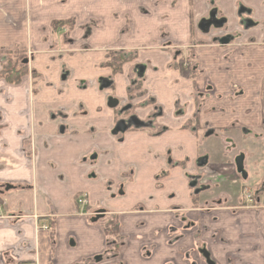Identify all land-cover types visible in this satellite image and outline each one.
Returning a JSON list of instances; mask_svg holds the SVG:
<instances>
[{
	"label": "crops",
	"instance_id": "0c3cea01",
	"mask_svg": "<svg viewBox=\"0 0 264 264\" xmlns=\"http://www.w3.org/2000/svg\"><path fill=\"white\" fill-rule=\"evenodd\" d=\"M72 16L56 41L52 23ZM116 50L134 56L117 73ZM2 51L27 54L29 70L0 77V264H192L188 250L197 264H264V169L245 178L205 135L250 133L238 145L260 157L264 0H0ZM134 78V112L152 125L116 131L111 100Z\"/></svg>",
	"mask_w": 264,
	"mask_h": 264
},
{
	"label": "flooded vegetation",
	"instance_id": "af4514ba",
	"mask_svg": "<svg viewBox=\"0 0 264 264\" xmlns=\"http://www.w3.org/2000/svg\"><path fill=\"white\" fill-rule=\"evenodd\" d=\"M122 52H125V55H128V56L126 58H124V60H122V59L118 60L117 59L118 55H121V57L124 56V55H122ZM110 55H112L113 57H110V61H109L110 63L108 62L107 64L113 68V71H114V67L118 66V71L117 72L121 71L122 65L126 61H129V60L133 59V57H134L133 56V50H130L129 52L120 51V50L111 51ZM27 61H28V64H29V58H27ZM182 65H183V69L182 70L184 71V73L190 75L191 71H192L193 64H192V62L190 61V59L188 57H186V58H184L182 60ZM28 70H29V67H28ZM117 72H115V73H117ZM31 74H32V72H31ZM62 75H63V77L69 76L68 72L66 70H64ZM135 81H136V84H134ZM106 85H108V84H106ZM140 86H141V84H140L139 78H137L136 80H134V79L129 80L128 86H127V88H128V97H127V99L125 101H119V99L113 98L111 100V103L114 100H116V102H117L116 105H113V104L110 103V105H112V106H115V107L118 106L119 107V114L124 116L122 120L125 121V123L127 125V128L128 127H143V128L146 127L147 128V127L152 125L151 123L146 122V120L145 121H140L139 125H136L134 123V120H133V118H135V117L137 119H139L138 116L136 115V113L134 112L135 107L137 105V102H136L137 100H135V99L138 96L137 95H131V93H133L134 91H137L140 88ZM210 90H212V87L208 86L207 89L205 90V93L210 91ZM199 95L203 96V93H199ZM129 107L133 109L132 113L128 111ZM155 109H156L155 114H157V113L161 114V112H162L161 106H158V108L156 107ZM191 129L197 131V127H193V128L191 127ZM221 132L230 133L228 131L224 132V130L222 131V130H211V129H209V130H207L205 132V135L207 134L206 136H211V138L219 140V138H217V137L219 136V134ZM230 135H233V134L230 133V134H227V136H225L228 139H229V137H231V139H229L230 142H227L225 139L224 140H219L221 142V144H222L221 147H222V149L224 151V153H223L224 155L223 156L228 158L227 161H230L231 165L234 166L236 171L240 175H242V176H244L246 178V174H250L248 172V169H247V160L249 158L247 157L246 154L243 153V151H241L242 150L241 149V145L239 146L237 141H239V140H248V138L250 136V133H247V135H245L244 137L239 134L237 139H236L235 136H230ZM263 154H264V152H263ZM244 160H245V162H244ZM249 160H253V159H249ZM263 161H264V158H263ZM205 164H206V158H201L199 160V165L200 166H204ZM261 174H256L254 176H261ZM192 183H193V185H196V186H198V184H199V186L197 187V190H201L202 188L203 189L205 188V183L202 184L201 182L198 183L197 181H193ZM247 183H249V182L246 181L245 184L247 185ZM246 185H244L242 187V189H241V198H242L244 206L251 207V206L255 205L257 200L260 198V195H259V192L256 193V190H254L253 188L252 189L254 190V192H252L253 190L251 191V190L247 189L245 187ZM201 186H203V187H201ZM77 197H78V199L79 198H83L84 202L81 203V204H83V205H87L88 204V200H87V197L85 195H79ZM100 213H103V212H97L96 215H99ZM103 214H101L100 216H102ZM182 229H184L185 232H181L180 233V238L184 236V234L186 233V230L188 229V227H184ZM119 241H120V239H116V238L109 240L108 245H107L108 248L106 247L107 248L106 252L110 251L111 253L114 254L115 250L118 247H120L121 242H119ZM198 251H199V254H201L203 252V250H198ZM184 258L186 260H190V262L192 264H197L196 260L193 259V257H192V251H189V250L186 251V253L184 254ZM103 259L104 258L100 255V256H98V258H95V261H102ZM211 264H213V262H211Z\"/></svg>",
	"mask_w": 264,
	"mask_h": 264
},
{
	"label": "rangeland",
	"instance_id": "374dc122",
	"mask_svg": "<svg viewBox=\"0 0 264 264\" xmlns=\"http://www.w3.org/2000/svg\"><path fill=\"white\" fill-rule=\"evenodd\" d=\"M84 8H85L84 13L85 14H89V12H90L89 11V3L88 4H85ZM62 9H63V7L61 6L59 8V11L61 12ZM57 21H66L67 23H65V24H57V25H55L54 22L52 23L54 30H56L57 28H64V30H65L64 31V35L63 36H59L58 35V37L56 38V41L63 40L64 39V40H66L68 42V36H69V33H71L72 30L75 27L76 18L74 16H72L69 19H66V20H57ZM93 24H94V22H93ZM90 26H91V23L86 26V28L88 29V30H86V33L91 30L90 29ZM88 35L89 34H86L83 39L86 40L87 37H88ZM127 52H129V51H127ZM0 54L5 59V56H6L5 54H7L6 57L9 58L11 56L8 55V54H13V53H11V52L9 53V52H6V51H2V52H0ZM122 55H124V56H122V58H126L128 56V55H125V52H122ZM136 79L137 78H134V80H136ZM134 84H136V81H135ZM138 93H139L138 91H134L133 93H131V95H138ZM128 109H129L128 110L129 112H131V113L133 112V109L132 108L129 107ZM227 134H230V133H223V132H221L217 138H219V140H224L225 139L227 142H230L229 139H231V137H229V139L225 137V136H227ZM230 136H235L237 138L236 134H233V135H230ZM254 139H256L257 141H252V142L255 143V144H257V142H258L257 148L261 152H260L259 159L257 158V159H253V160H249V159L247 160V169H248V172L250 173V175L252 174V176H254L256 174L263 173V169H264V161H263V158H264V154H263V152H264V134L260 132L258 134V136H255L254 135ZM258 140L259 141L261 140V142H259ZM256 152H258V150H251V151H249V155L250 156H253V155H255ZM245 187L247 189L251 190V191L253 190L251 188L252 187L251 184H249V183H247V185ZM252 192H254V190Z\"/></svg>",
	"mask_w": 264,
	"mask_h": 264
},
{
	"label": "trees",
	"instance_id": "16d2710c",
	"mask_svg": "<svg viewBox=\"0 0 264 264\" xmlns=\"http://www.w3.org/2000/svg\"><path fill=\"white\" fill-rule=\"evenodd\" d=\"M66 21H54V24H65ZM9 52L10 51H6ZM13 54H8L11 57L7 58V54H5V59H3L2 67L0 69V77L5 78L9 82L12 83H18L22 77L28 72V61H27V54H24V52H11ZM118 60H124V58L121 57V55H118ZM110 63V62H109ZM114 71H118V66L114 67ZM116 224H114V221H112L111 226L106 227V230L109 232V235L115 234V237H117L115 233Z\"/></svg>",
	"mask_w": 264,
	"mask_h": 264
},
{
	"label": "water",
	"instance_id": "95a60500",
	"mask_svg": "<svg viewBox=\"0 0 264 264\" xmlns=\"http://www.w3.org/2000/svg\"><path fill=\"white\" fill-rule=\"evenodd\" d=\"M116 100H114L111 104H113V105H116ZM133 120H134V123L136 124V125H139V123H140V121L135 117V118H133ZM126 128H127V125H126V123H125V121H121V122H119V124L117 125V127H116V131H124V130H126Z\"/></svg>",
	"mask_w": 264,
	"mask_h": 264
},
{
	"label": "built area",
	"instance_id": "2783aa9c",
	"mask_svg": "<svg viewBox=\"0 0 264 264\" xmlns=\"http://www.w3.org/2000/svg\"><path fill=\"white\" fill-rule=\"evenodd\" d=\"M78 202L79 203H83L84 202V200H83V198H79L78 199ZM2 217H4V215H3V213H2V207H1V205H0V218H2ZM10 217V216H9ZM35 218H37V216H35ZM40 224L38 223L37 224V228L40 230V229H49V226L48 225H45V224H43L42 226H39ZM19 264H26V263H19Z\"/></svg>",
	"mask_w": 264,
	"mask_h": 264
}]
</instances>
